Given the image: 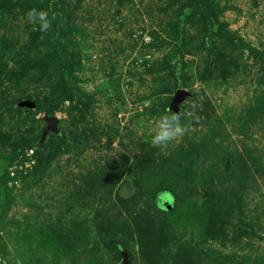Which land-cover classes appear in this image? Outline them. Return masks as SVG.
<instances>
[{
	"label": "rangeland",
	"instance_id": "374dc122",
	"mask_svg": "<svg viewBox=\"0 0 264 264\" xmlns=\"http://www.w3.org/2000/svg\"><path fill=\"white\" fill-rule=\"evenodd\" d=\"M0 264H264V0H0Z\"/></svg>",
	"mask_w": 264,
	"mask_h": 264
},
{
	"label": "clouds",
	"instance_id": "9594fccd",
	"mask_svg": "<svg viewBox=\"0 0 264 264\" xmlns=\"http://www.w3.org/2000/svg\"><path fill=\"white\" fill-rule=\"evenodd\" d=\"M26 16L30 22L39 24L41 32H46L51 26L48 13L43 10L30 9L27 11ZM188 115H191V113ZM186 131L187 126L181 122L179 115H162L156 123V132L151 139V143L154 146L166 147L177 137L183 136ZM163 199L170 200L171 197L165 194Z\"/></svg>",
	"mask_w": 264,
	"mask_h": 264
},
{
	"label": "water",
	"instance_id": "95a60500",
	"mask_svg": "<svg viewBox=\"0 0 264 264\" xmlns=\"http://www.w3.org/2000/svg\"><path fill=\"white\" fill-rule=\"evenodd\" d=\"M185 96V92L183 91H179L177 93V95L175 96V99H174V107H178L179 103L182 101L183 97ZM27 105H29L30 107H34L35 104L34 103H28ZM49 121L51 122L52 126L51 128L53 129L54 128V121H53V118H49Z\"/></svg>",
	"mask_w": 264,
	"mask_h": 264
}]
</instances>
